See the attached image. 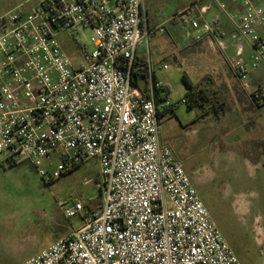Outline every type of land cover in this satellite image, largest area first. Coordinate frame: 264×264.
I'll use <instances>...</instances> for the list:
<instances>
[{"label":"built area","instance_id":"2783aa9c","mask_svg":"<svg viewBox=\"0 0 264 264\" xmlns=\"http://www.w3.org/2000/svg\"><path fill=\"white\" fill-rule=\"evenodd\" d=\"M212 1L233 27L228 36L218 19L205 18L209 5L166 22L230 48L248 88L264 66V0H237L241 12ZM27 3L30 10L0 16V155L10 166L28 162L45 181L94 160L102 203L84 214L81 200L60 202L63 216L83 215L84 226L22 264H241L161 142L160 117L173 111L168 91L152 66L145 89L134 83L138 49L164 34L166 22L149 25L146 0ZM85 29L87 44L77 39ZM67 32L75 59L59 41ZM253 98L259 104L264 94Z\"/></svg>","mask_w":264,"mask_h":264},{"label":"rangeland","instance_id":"374dc122","mask_svg":"<svg viewBox=\"0 0 264 264\" xmlns=\"http://www.w3.org/2000/svg\"><path fill=\"white\" fill-rule=\"evenodd\" d=\"M28 1L0 0V16L21 5L30 10ZM204 4L189 7L197 12ZM172 8V0L164 3L160 19L165 20ZM216 12L223 20L222 12ZM165 28L168 31L150 43L153 50L164 52L153 60L173 106L172 112L160 117L161 142L183 163L241 264H264V105L258 108L253 98L258 83L264 81V66L259 80L250 84L249 79L247 88L231 66L230 48H220L208 36L195 40L194 32L178 22H166ZM90 34L85 29L77 39L87 44ZM59 41L75 59L70 34L60 35ZM184 74L194 90L204 91L208 98L191 111L183 102L188 92ZM98 174L96 161L90 160L45 181L28 162L11 167L0 155V264H22L82 228L84 216L65 218L59 203L79 199L85 205L95 200L100 194Z\"/></svg>","mask_w":264,"mask_h":264},{"label":"crops","instance_id":"0c3cea01","mask_svg":"<svg viewBox=\"0 0 264 264\" xmlns=\"http://www.w3.org/2000/svg\"><path fill=\"white\" fill-rule=\"evenodd\" d=\"M167 1H170V0H167ZM167 1L166 0H146L148 23L151 27H155V26H158V25L166 22L167 20H169L174 15H176V14L186 10L187 8H189V6H191L192 3L205 2L204 5L210 6L209 10L204 15L205 18L208 20H212L214 18L218 19L219 25L221 26L222 31L225 34V36H228L233 31V27L230 24V22L228 21V19L225 17V15L222 13L224 16V18L222 20L221 16H219V14H217L216 10L218 9V7L216 6V4L212 0H172L173 8L170 10L171 14L169 16H167L166 19L164 18L165 20H163V19H160L161 13L159 11L162 10L163 4L166 3ZM224 1L226 2L227 8L229 11L241 12L240 3L237 0H224ZM204 5H202L201 7H203ZM214 6H216V7H214ZM166 31H168L167 28H166ZM158 37L159 36H157V35H156V37L152 36L147 41H145L143 43V45L138 49V51L136 53L135 63L138 62V64H140L139 62H146L148 69L150 66H152L154 68V74H155L156 79L162 81L164 87L168 91L169 90L168 87L165 85L163 80L159 77V75L155 69V65L157 62L155 60H153L154 56H156L157 54H160V53H164V52H160V50H158L157 48L153 50L152 47H150V43L154 42ZM259 70L252 72L250 74V76H249L250 84H253V80H259L258 78H260V76H261L259 73ZM137 83L140 87L145 89L146 85H145V78L144 77L137 76ZM261 83H264V81ZM261 83H258V85H260ZM257 106H258V108L261 107L258 105V103H257ZM162 114H165V113H162ZM192 176H193V174H192Z\"/></svg>","mask_w":264,"mask_h":264},{"label":"trees","instance_id":"16d2710c","mask_svg":"<svg viewBox=\"0 0 264 264\" xmlns=\"http://www.w3.org/2000/svg\"><path fill=\"white\" fill-rule=\"evenodd\" d=\"M139 63L140 64H138V62L134 64V68H135L134 69L135 72L133 73L134 83L135 84H138L137 83V76H142V77L145 78V85L147 86L148 85V66H147V63L146 62H139ZM182 80H183V82L185 83V85L188 88V92L186 93V95H185V97L183 99V101L187 104L188 110L191 111L192 110V107L194 105H196V104L197 105L199 103H202L203 104V103H205V102L208 101L207 94L204 91H202V90L195 91L194 90V88H195L194 85L188 80V77L185 74L183 75ZM259 87H260L259 88L260 92L262 94H264V83H261L259 85ZM258 105L259 106H263L264 105V99ZM218 109L219 110L221 109V106L220 105L219 106H215V110L218 111ZM79 167L80 166H78V167H76L74 169H77ZM99 179L100 178L98 177L96 180L99 182ZM100 201L102 203V200H101V190H100L99 196L95 200H91L87 204L84 205L85 206L84 214H86V213H88V212H90V211H92L94 209H97V205L99 204Z\"/></svg>","mask_w":264,"mask_h":264}]
</instances>
